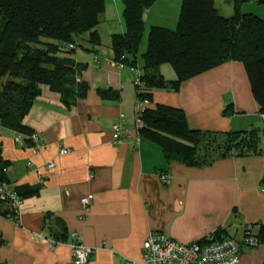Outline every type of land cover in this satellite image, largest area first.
<instances>
[{
    "label": "crops",
    "instance_id": "crops-1",
    "mask_svg": "<svg viewBox=\"0 0 264 264\" xmlns=\"http://www.w3.org/2000/svg\"><path fill=\"white\" fill-rule=\"evenodd\" d=\"M181 3L156 0L145 12V37L152 25L175 28ZM227 10L231 15L233 7ZM122 11L121 0H106L97 27L101 45H91L88 33L78 39L83 46L72 55L86 65L80 76L90 84L85 98L67 104L42 85L24 118L39 134V147L17 142L18 135L25 136L0 123L8 180L39 186L35 195L23 199L18 223L0 203V264H72V232L96 248L88 264H123L142 257V244L151 232L192 242L220 227L242 241L246 225L254 224L257 232L264 223L262 147L261 154L189 166L168 161L161 146L149 139L141 138L139 144L126 137L113 142L112 126L121 114L133 137L136 133V73L117 65L111 45V35L126 29ZM163 67L167 79L176 78L173 68ZM99 89L115 90L117 96L103 97ZM158 103L182 108L195 129L264 127V114L238 61L196 75L177 91L154 90L149 106ZM231 103L234 113L225 115ZM64 147L70 152L61 154ZM50 161L55 162L53 168L47 167ZM90 193L94 199L85 209L81 198ZM51 238L63 241L51 248ZM240 264H264V242L243 244Z\"/></svg>",
    "mask_w": 264,
    "mask_h": 264
},
{
    "label": "trees",
    "instance_id": "trees-1",
    "mask_svg": "<svg viewBox=\"0 0 264 264\" xmlns=\"http://www.w3.org/2000/svg\"><path fill=\"white\" fill-rule=\"evenodd\" d=\"M121 1L126 29L111 35V45L117 62L140 71L135 84L138 101L151 102L156 89L177 91L196 75L238 61L245 68L259 112L264 114V17L244 12L243 4L248 0H231L233 13L229 16L216 0H182L177 26L152 25L141 53L145 12L156 0ZM105 9L106 0H0V123L22 133L25 143L35 144L28 138L34 130L24 118L41 94L42 85L59 93L67 104L87 96L90 84L80 78L86 65L72 54L83 46L78 39L86 33L91 45H101L97 27ZM167 63L174 69L175 79H167L160 71ZM99 92L103 97L116 95L112 89ZM233 113L231 103L224 114ZM142 119L141 138L160 145L168 161L202 166L228 156L263 152L264 127L195 129L182 108L161 103L147 106ZM7 164L0 151V180L9 181L4 171ZM15 189L23 200L35 195L39 186L15 185ZM0 203L6 204L5 213L13 216L9 204L1 198ZM215 230L221 238L229 236L220 227ZM255 235L264 242V223Z\"/></svg>",
    "mask_w": 264,
    "mask_h": 264
},
{
    "label": "built area",
    "instance_id": "built-area-1",
    "mask_svg": "<svg viewBox=\"0 0 264 264\" xmlns=\"http://www.w3.org/2000/svg\"><path fill=\"white\" fill-rule=\"evenodd\" d=\"M73 46V45H71ZM120 68L126 67L122 62H117ZM136 73V83L139 82V73L135 68H131ZM150 105L148 99H142L136 105V133L129 131L124 123L125 115H120V120L112 126L113 142L120 143L125 137L129 140H136L139 144L141 136L139 129L143 126L142 113ZM36 146H40V136L37 132L28 135ZM15 140L24 142V137L18 135ZM69 148H62L60 153L67 154ZM55 166L54 161L47 164L48 168ZM6 171V168L4 169ZM0 198L5 200L12 209L11 216L18 223L21 216L22 198L15 189V185L6 180H0ZM94 194L90 193L81 198L83 208L87 209L93 202ZM252 225H246L244 237L239 241L233 236H217L216 230H212L204 237L192 241L181 242L164 232H151L142 244V257L140 259H126L123 264H240L242 245L257 246L260 241L255 235ZM70 243L72 251V264H88L95 247L87 246L77 240V233L72 232ZM51 248H54L59 241L51 238ZM6 264V263H5Z\"/></svg>",
    "mask_w": 264,
    "mask_h": 264
},
{
    "label": "rangeland",
    "instance_id": "rangeland-1",
    "mask_svg": "<svg viewBox=\"0 0 264 264\" xmlns=\"http://www.w3.org/2000/svg\"><path fill=\"white\" fill-rule=\"evenodd\" d=\"M218 5H220V7H222V9H223L222 11L224 14L227 13L228 7L229 8L233 7L231 0H218ZM243 10H244V12H253L260 17H264V3L262 2V0H248L247 2H245L243 4ZM229 11H231V10H229ZM229 11H228V13H230ZM229 15L230 14H228L227 16H229ZM146 37L141 44L140 53L146 49V46H147ZM162 66H164L163 67L164 69L169 68L170 70H173L172 66L168 63L163 64ZM261 147L264 149V133L263 132L261 133Z\"/></svg>",
    "mask_w": 264,
    "mask_h": 264
}]
</instances>
